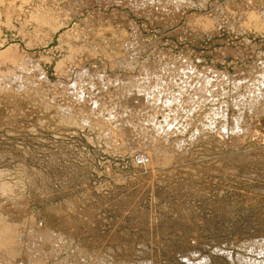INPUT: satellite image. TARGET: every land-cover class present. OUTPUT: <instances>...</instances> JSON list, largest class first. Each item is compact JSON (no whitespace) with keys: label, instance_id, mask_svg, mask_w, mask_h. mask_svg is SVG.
<instances>
[{"label":"rangeland","instance_id":"1","mask_svg":"<svg viewBox=\"0 0 264 264\" xmlns=\"http://www.w3.org/2000/svg\"><path fill=\"white\" fill-rule=\"evenodd\" d=\"M40 1L0 0V264H263L264 67L223 49L264 0Z\"/></svg>","mask_w":264,"mask_h":264},{"label":"bare ground","instance_id":"2","mask_svg":"<svg viewBox=\"0 0 264 264\" xmlns=\"http://www.w3.org/2000/svg\"><path fill=\"white\" fill-rule=\"evenodd\" d=\"M2 1V0H1ZM43 1V0H42ZM42 1H40V2H42ZM46 1V0H45ZM82 1V0H81ZM90 1V0H89ZM95 1V0H94ZM96 1H99V0H96ZM100 1H102V2H104V1H106V0H100ZM119 1V0H118ZM120 1H122V2H124L125 4L124 5H127V6H129L132 10L133 9H136V10H138V9H141L142 8V6L144 5V4H146L147 2H148V0H141L142 1V3L139 1V0H137V1H135V0H120ZM177 1V0H176ZM80 2V1H79ZM44 3V2H43ZM105 3V2H104ZM103 3V4H104ZM67 5V4H66ZM5 6V5H4ZM185 6V5H184ZM57 7V6H56ZM40 8V7H39ZM41 9V8H40ZM49 9V8H48ZM51 9V8H50ZM47 10V11H49V12H51V10ZM78 9L79 8H77V11H78ZM158 9V8H157ZM160 9V8H159ZM158 9V10H159ZM25 10V9H24ZM161 10V9H160ZM28 11V10H27ZM39 11V10H38ZM65 11V10H64ZM43 12V11H42ZM48 12V13H49ZM62 12V11H61ZM69 12V11H68ZM71 12V11H70ZM141 12V11H140ZM3 13V12H2ZM179 13H180V10H179ZM61 14V13H60ZM74 14V13H73ZM93 16H94V21H96V19H98L99 17H106V15H102L101 13H91ZM90 14V15H91ZM112 15L114 14V13H111ZM110 14V15H111ZM164 14V13H163ZM165 16H167V18L169 17L167 14L165 15ZM164 16V17H165ZM171 17V16H170ZM169 17V18H170ZM62 18V17H61ZM88 18V17H87ZM172 18V17H171ZM108 21V20H107ZM231 21V20H230ZM85 22H86V20H85ZM97 22V21H96ZM90 23V22H89ZM86 24V23H85ZM61 25V24H60ZM88 26H89V24H88ZM97 26V25H96ZM88 28V27H87ZM136 30V29H135ZM92 31V30H91ZM97 33V32H96ZM111 42V41H110ZM150 53V52H149ZM115 58V57H114ZM181 59V58H180ZM70 61V60H69ZM133 61V60H132ZM185 61H186V59H185ZM163 63V62H162ZM9 64V63H8ZM36 64V63H35ZM117 67V66H116ZM189 67H191V66H189ZM118 68V67H117ZM174 68H176V67H174ZM155 69V68H154ZM159 69V68H158ZM176 70V69H175ZM165 71V70H164ZM174 71V70H173ZM257 72V71H256ZM255 72V73H256ZM259 72V71H258ZM263 73H264V71H263ZM173 74V73H172ZM9 75V74H8ZM20 75L21 74H19V73H16V74H14V75H10V77L11 78H9V80H14V79H18V76H19V78H20ZM23 76V75H22ZM21 76V77H22ZM120 76V75H119ZM172 77V76H171ZM2 78V77H1ZM7 78V79H8ZM102 78H103V76H102ZM165 78V77H164ZM3 79V78H2ZM118 79V78H117ZM179 79H180V77H179ZM234 79V78H233ZM22 80V79H21ZM26 80V79H25ZM29 80V79H28ZM84 80V79H83ZM162 78H157V80H156V86H150V85H148V86H146L145 87V89H144V93L143 94H141V95H143V97H138L137 98V100H139L141 103L140 104H138L137 102H136V104H128V105H125L126 106V108H127V110H130L132 107H135V106H140V107H143L144 108V110H148L149 108H151L152 107V104L153 103H155V101H158L159 99L161 100V101H164L165 103H167L168 102V100H169V102L170 101H174V100H178L177 99V95H175V94H173V95H171L170 93H171V91L170 92H167L166 91V93L167 94H161V93H159L160 92V89H159V83H161L162 82ZM7 81V80H6ZM18 81L20 82V79H18ZM18 81H16L17 83H18ZM95 81H97V80H95ZM176 81V80H175ZM10 82H15V81H9V84H10ZM188 82V81H187ZM13 84V83H12ZM149 84V83H148ZM152 84V83H151ZM202 88H200L199 89V87L198 88H189L187 91H188V93H187V98L188 99H190L192 102H193V104L194 103H196L197 101H202V100H207L208 99V96L210 95V91H211V89H210V86H209V84H208V81H202ZM13 85H15V84H13ZM94 85V84H93ZM118 86V85H117ZM162 88V87H161ZM253 88V87H252ZM115 89V88H114ZM116 90V89H115ZM50 91V90H49ZM70 91V90H69ZM117 91H119L118 89H117ZM163 91V90H162ZM159 93L158 95H154V93ZM51 93V92H50ZM57 93V92H56ZM62 93V92H61ZM105 93V92H104ZM110 93V92H109ZM52 94V93H51ZM63 94V93H62ZM168 94H170V96L171 97H168L169 95ZM110 95V94H109ZM111 95H112V93H111ZM110 95V96H111ZM106 96V95H105ZM105 96H103V97H105ZM109 96V97H110ZM138 96V95H137ZM156 97V99H155V97ZM47 97V96H46ZM68 98V97H67ZM111 99V98H110ZM131 99V98H130ZM141 99H143V101L141 100ZM64 100V99H63ZM65 101V100H64ZM69 101V100H68ZM60 103V102H59ZM72 103V102H71ZM82 103V102H81ZM100 103V102H99ZM133 103V102H132ZM59 105V104H58ZM68 105V104H67ZM119 105V104H118ZM83 106V105H82ZM124 106V105H123ZM65 107V106H64ZM105 107H106V105H105ZM172 107V106H171ZM76 108V107H75ZM81 108V107H80ZM141 109L142 108H140L139 109V111L138 112H136V114L138 115V114H140V111H141ZM151 111V114L150 115H153V112L155 113V111H153L152 112V110H150ZM158 111V110H157ZM156 111V112H157ZM81 112V111H80ZM159 112V111H158ZM150 112H148V114H149ZM78 114V113H77ZM98 119V118H97ZM130 118H128V120H129ZM100 120V119H99ZM144 120V119H143ZM91 121V120H90ZM92 121H94V120H92ZM91 121V122H92ZM95 122V121H94ZM98 122H100V121H98ZM93 123V122H92ZM94 124H96V123H94ZM109 124V123H108ZM90 125H92V124H90ZM97 127V126H96ZM102 127V126H101ZM100 127V128H101ZM158 130H160V129H166V128H164V125L163 126H160V127H158L157 128ZM126 130V129H125ZM129 131V130H128ZM221 132H222V130H221ZM255 132V131H254ZM127 133H129V132H127ZM253 133V132H252ZM251 133V135H253ZM154 136V135H153ZM139 147V146H138ZM141 147H142V145H141ZM161 147V146H160ZM162 149V148H161ZM165 150V149H164ZM248 150V149H247ZM169 152V151H168ZM173 154V153H172ZM3 185L6 187V185L3 183ZM3 186V187H4ZM2 186H1V188H3ZM13 188V187H12ZM1 190V189H0ZM10 190V189H9ZM19 190V189H18ZM12 191V190H11ZM2 192V191H1ZM19 192H21V191H19ZM18 192V193H19ZM7 193H9V192H7ZM3 194H5V193H2V195ZM13 195H16V194H14V193H12ZM7 195V194H6ZM10 195V194H9ZM10 196H12V195H10ZM18 196H19V194H18ZM13 197V196H12ZM17 197V196H16ZM16 197H14L15 199H16ZM5 198V197H4ZM10 198V197H9ZM20 198V197H19ZM19 198L17 199V200H19ZM24 198V197H23ZM15 199H14V201H15ZM10 200V199H9ZM12 200V199H11ZM13 201V200H12ZM21 202V201H20ZM21 204V203H20ZM13 207V206H12ZM15 208V207H14ZM6 211V210H5ZM3 212V211H2ZM2 212H0V213H2ZM3 215V214H2ZM2 215H0L1 217H2ZM6 217V216H5ZM4 217V218H5ZM7 218V217H6ZM32 218V217H31ZM2 219V218H1ZM7 220V219H6ZM9 221V220H8ZM8 221H5V219L4 220H0V233L1 232H4V231H6V230H11L12 232H15L16 230H17V227H16V224H14V223H12V221L9 223ZM40 222V221H39ZM33 223V222H32ZM38 224V223H37ZM31 226H32V224H31ZM34 228V227H33ZM32 228V229H33ZM44 230V229H43ZM34 232V231H33ZM40 232V231H39ZM37 234V233H36ZM26 239V238H25ZM20 241V240H19ZM253 244V243H252ZM257 244L258 245H260V246H258L259 247V249H261V245L263 244V243H261L260 244V242L259 243H256V246H257ZM254 245V244H253ZM264 245V244H263ZM262 245V246H263ZM46 246H47V244H46ZM250 246H252V245H250ZM255 246V247H256ZM258 247H256V248H258ZM249 248V247H248ZM264 248V247H263ZM14 251V250H13ZM12 254V253H11ZM238 258H239V256H238ZM14 259V258H13ZM239 260H241V258L239 259ZM242 260H243V258H242ZM244 262V261H243ZM249 263V261L247 260L246 261V263ZM254 262V261H253ZM255 263V262H254ZM256 264V263H255ZM264 264V263H263Z\"/></svg>","mask_w":264,"mask_h":264},{"label":"built area","instance_id":"3","mask_svg":"<svg viewBox=\"0 0 264 264\" xmlns=\"http://www.w3.org/2000/svg\"><path fill=\"white\" fill-rule=\"evenodd\" d=\"M255 50H258L257 52V61L259 62L260 65H263L261 68L264 67V51L261 49L260 47V43L258 44L256 41L248 39V38H244L240 44L236 47V49H233L232 47L227 48L224 47L223 51H226V55L227 54H250L253 53Z\"/></svg>","mask_w":264,"mask_h":264}]
</instances>
